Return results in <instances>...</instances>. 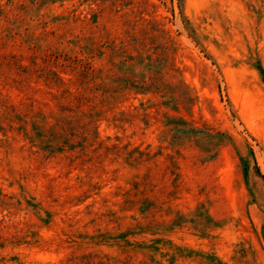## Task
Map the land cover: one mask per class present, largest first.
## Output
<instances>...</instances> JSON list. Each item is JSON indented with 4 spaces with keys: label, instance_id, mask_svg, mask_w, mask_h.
<instances>
[{
    "label": "rangeland",
    "instance_id": "rangeland-1",
    "mask_svg": "<svg viewBox=\"0 0 264 264\" xmlns=\"http://www.w3.org/2000/svg\"><path fill=\"white\" fill-rule=\"evenodd\" d=\"M0 264H264V0H0Z\"/></svg>",
    "mask_w": 264,
    "mask_h": 264
}]
</instances>
